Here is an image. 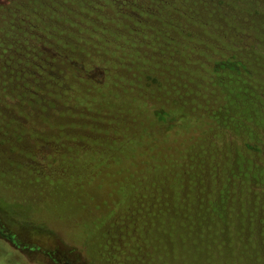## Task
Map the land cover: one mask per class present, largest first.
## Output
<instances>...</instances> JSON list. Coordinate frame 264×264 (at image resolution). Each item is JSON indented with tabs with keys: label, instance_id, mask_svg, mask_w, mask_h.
<instances>
[{
	"label": "trees",
	"instance_id": "1",
	"mask_svg": "<svg viewBox=\"0 0 264 264\" xmlns=\"http://www.w3.org/2000/svg\"><path fill=\"white\" fill-rule=\"evenodd\" d=\"M4 128L41 140L8 158L88 258L264 264V0H0Z\"/></svg>",
	"mask_w": 264,
	"mask_h": 264
},
{
	"label": "rangeland",
	"instance_id": "2",
	"mask_svg": "<svg viewBox=\"0 0 264 264\" xmlns=\"http://www.w3.org/2000/svg\"><path fill=\"white\" fill-rule=\"evenodd\" d=\"M260 10L261 7H258L253 13L254 21L260 20L257 15ZM26 122L29 124L28 119ZM30 137L13 129L0 131V226L14 234L17 245L13 247L25 257L27 264H66L65 259L78 264H97V260L85 255L83 247L46 228L52 226L50 221L54 215L40 206V200L26 196L29 193L26 170L24 173L17 162L8 157L18 158V162L25 166L28 164V168L39 169L44 147L41 140ZM29 151L32 153L28 154ZM14 173L18 180L13 179ZM61 205L65 211L75 214L68 204Z\"/></svg>",
	"mask_w": 264,
	"mask_h": 264
}]
</instances>
